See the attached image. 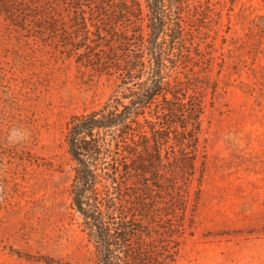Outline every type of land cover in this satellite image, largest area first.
<instances>
[{
  "label": "rangeland",
  "instance_id": "1",
  "mask_svg": "<svg viewBox=\"0 0 264 264\" xmlns=\"http://www.w3.org/2000/svg\"><path fill=\"white\" fill-rule=\"evenodd\" d=\"M176 13L170 80L201 128L193 174L174 169L176 146L152 185L154 237L171 264H264V0ZM148 38L144 0H0V264H96L72 206L68 123L128 92Z\"/></svg>",
  "mask_w": 264,
  "mask_h": 264
},
{
  "label": "trees",
  "instance_id": "2",
  "mask_svg": "<svg viewBox=\"0 0 264 264\" xmlns=\"http://www.w3.org/2000/svg\"><path fill=\"white\" fill-rule=\"evenodd\" d=\"M144 3L148 65L141 64L146 70L137 75L130 67L122 77L124 86L133 81L128 92L68 123L72 206L96 247V264H171L174 252L154 237L162 233L152 220L162 214L156 200L149 201L152 185L162 186L160 167L171 163L176 146L174 169L195 171L201 106L192 98L185 101L186 94L174 88L170 79L176 65L167 64L184 30L182 15L176 13L182 0Z\"/></svg>",
  "mask_w": 264,
  "mask_h": 264
},
{
  "label": "clouds",
  "instance_id": "3",
  "mask_svg": "<svg viewBox=\"0 0 264 264\" xmlns=\"http://www.w3.org/2000/svg\"><path fill=\"white\" fill-rule=\"evenodd\" d=\"M13 134H15V133H13Z\"/></svg>",
  "mask_w": 264,
  "mask_h": 264
}]
</instances>
